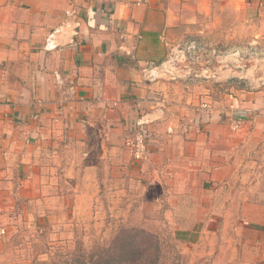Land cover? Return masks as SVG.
Listing matches in <instances>:
<instances>
[{"label": "crops", "instance_id": "1", "mask_svg": "<svg viewBox=\"0 0 264 264\" xmlns=\"http://www.w3.org/2000/svg\"><path fill=\"white\" fill-rule=\"evenodd\" d=\"M240 22L250 30L244 49L264 53V0H0V209L18 203L39 225L63 223L78 218L80 203H94L92 190L133 202L146 219L171 215V226L190 240L199 220L220 218L221 202L237 222L235 246L224 258L227 244L207 246L205 263L234 264L242 246L238 263L264 264V191L262 203L252 201L259 182L234 211L233 196L222 204L216 190L232 187L248 158L264 175V85L227 79L234 66L196 84L142 77L181 44L217 52V44L235 43ZM61 25L59 47L44 51ZM260 63L252 83L264 81ZM207 100L210 117L192 119ZM141 118L150 135L146 158L135 161L124 141ZM111 182L116 199L106 190Z\"/></svg>", "mask_w": 264, "mask_h": 264}, {"label": "rangeland", "instance_id": "2", "mask_svg": "<svg viewBox=\"0 0 264 264\" xmlns=\"http://www.w3.org/2000/svg\"><path fill=\"white\" fill-rule=\"evenodd\" d=\"M136 4H141V2H136ZM247 5L249 4L247 3ZM235 27L236 28L233 27L234 29H232V32L236 34L233 38L236 41L235 43L224 42L217 44V54L224 58L220 61L221 65L217 63L219 67L216 68L221 72L228 70L225 69L223 65L236 66L237 70L235 69L236 71L233 70L231 72L233 76H229L227 79L234 78L235 76L239 78L235 79L239 83L250 82L251 88L263 86L264 84L258 83L260 80L257 83H252L254 79L253 75L255 74L254 70L256 71L259 69V66L261 67V63L259 62L260 59L251 62V64L250 57L233 58L227 55L234 51L241 52L249 50L248 52L250 53V49H244L248 48L246 40L250 39V30L246 29L242 22ZM185 45L181 44L177 49ZM174 49L176 48L174 47ZM175 53H177V51H175ZM183 59L184 58H181V54L179 53L176 61V68H178L179 71L186 67V61H183ZM250 64L252 66L251 70ZM190 67L192 73L186 78H191L193 81L187 80L188 83L196 84L200 79L213 80V78H217V76L212 78L211 71L213 68L207 63L193 62ZM237 67L243 69L242 73ZM207 71L211 75L210 78L207 76ZM235 72H239L238 76ZM252 72H254V74ZM227 73H224L223 76H226ZM223 76H221L220 79L229 83L230 80L224 79ZM208 101L209 100L201 101L194 106L195 112L192 119L202 120L204 119L203 116L210 117L213 107ZM202 104L211 105L212 110L210 114L206 115L203 113L200 107ZM237 121L239 120L237 119ZM238 123L239 122L235 123L234 121V123L231 124V128H239L240 124ZM147 126L148 121L142 126V129L138 126L137 130L135 129V133H145L149 136L150 131ZM242 148L245 149V147ZM236 155L239 157L238 161L243 160L242 149L240 153H236ZM247 163V166H240L237 176L230 181L232 187H220L216 189L220 195V198H218L222 201V204L233 196V203L228 205L231 207V211L236 209V200L238 197L246 196L245 198L250 200V192L253 188L252 182H254L253 179L260 184L257 185V193L260 194L259 197L255 196L252 198V201L255 200L258 203H262L263 198L260 195H262L261 193L264 191V175L255 174L254 168L250 163V158L247 159ZM257 176L260 177L258 178ZM113 184L115 183H109V187H107L106 190L109 192L110 196L113 197L112 199H116L118 190H115ZM124 190L127 192L126 195L131 196L136 188L133 187ZM88 191H90L91 196L94 198V203L88 206L85 203H80V209H82V211L79 213L78 218L63 219V223H58L57 219L56 223L49 222L50 224L39 225L37 224V220H29V213L24 212V210L22 211V206L18 203L10 207L7 205L5 209H0V264H80L84 261H88V263L93 261L98 262L103 258L109 257L112 258L113 264H143L144 262H153V260L154 262L152 264H200V262H202V264H208V262L205 263L207 259H210L207 248L212 247L210 245H215L216 243L219 246L227 244V248H223V258L225 254L229 257L231 256V251L228 247L230 244L231 248L235 246V239L237 237V235H235V223L237 222L236 219L231 218V214L228 216L229 214L227 211L220 207L221 202L219 207L217 205L214 209L220 218L214 222L206 220L205 225H203L204 223L200 220L198 222L196 221L200 224L194 225L191 230L192 237H190L189 240L187 237L183 238L182 235L171 226L173 224V218L169 214L166 215L169 221L146 219L144 217L145 215L138 211L139 208L135 207L136 205L133 202L122 203L121 205L116 200L112 202L111 198L107 201V198L101 197L100 193L98 194L92 190ZM198 209L199 208H196L195 211ZM221 214L228 217L224 218ZM202 225L203 229H201V227L199 228V226ZM215 228H217L216 233H218L216 235L213 234ZM205 229H207V231L204 233ZM208 230H210L212 234H210ZM121 241H126L131 250H135V252L130 254L133 260L130 259V261H125L120 259L117 243L122 244ZM238 249L236 252L232 253L233 259L235 260L234 264L242 263L237 262L238 256L241 258L243 254L242 246ZM248 251L250 250L246 249V253H249ZM113 258H115L116 262ZM248 261H250V259ZM210 262L212 263L213 259ZM226 263L227 262H224L223 264ZM260 263L262 264L263 262Z\"/></svg>", "mask_w": 264, "mask_h": 264}, {"label": "built area", "instance_id": "3", "mask_svg": "<svg viewBox=\"0 0 264 264\" xmlns=\"http://www.w3.org/2000/svg\"><path fill=\"white\" fill-rule=\"evenodd\" d=\"M65 30H66L65 27L63 25H61V26L55 28L51 33H49V35L46 36L45 43L43 45L44 51H53L56 48H58L60 45L59 39L62 36H65ZM175 48L176 49L173 48L169 58L167 59V61L164 64H161L159 66L145 67L142 70V77L145 81L149 82V84H150V83L156 82V81H158L164 77H169L172 80L180 79V78H186L189 75H191V73H192L190 65H192L193 62H200V63L204 62V63H207L208 65H212L213 61H217V63L221 65L220 61L222 58H224L221 55L218 56L217 52H215V51L210 52L207 49L206 45H204L202 43L191 42V43H188L185 46L181 47L180 49H177L178 47H175ZM175 51H177V53H175ZM248 51H241V52L234 51V52H230L227 55H230L233 58H240V57L248 58V57H250V63L256 61L257 59H260L259 62L264 60V53L256 52V51H250V53H249ZM179 53L181 54V58H184L183 61H186V67H185V69H183L181 71H179V69L176 68L177 67L176 61H177V57H178ZM211 60H212V62H211ZM251 64H250V70L252 68ZM223 67L225 69L229 70L233 67V65L228 66L226 64V65H223ZM234 68H236V66H234ZM238 70H241L240 71L241 73L243 71V69H239V68H238ZM217 71H219V70L217 69V70L211 71L212 78L214 76H217ZM207 76H208V78L211 77V75L209 74L208 71H207ZM203 77H204V74H203ZM186 79L190 80V78H186ZM245 80H247V79H245ZM258 83L264 84V81H260ZM200 107L202 108L203 113H205L206 115L211 113V110H212L211 105L202 104V105H200ZM144 124H146V121H143L141 118V120L137 121V123H136V130H137L138 126L140 127V129H142V126ZM236 128L237 127H233V130ZM147 137H148V135L145 133H143V134H139V133L136 134L135 133L124 142V146H125L126 150L128 151V153L131 155V157L135 161H142L146 158V154H147L146 140H147Z\"/></svg>", "mask_w": 264, "mask_h": 264}, {"label": "trees", "instance_id": "4", "mask_svg": "<svg viewBox=\"0 0 264 264\" xmlns=\"http://www.w3.org/2000/svg\"><path fill=\"white\" fill-rule=\"evenodd\" d=\"M121 242H122V244L121 243H117V245L119 247L118 252L120 253V259L125 260V261H127V260L130 261V259L133 260L130 257V254L135 252V250H131L129 244L126 241H121ZM113 259L116 262L115 258H113ZM153 262H154V260H153ZM153 262L152 261L151 262H144L143 264H152ZM80 264H113V262H112V258L109 257V258H103L102 260H100L98 262H94L93 261V262L88 263V261H84L83 263H80ZM135 264H142V263H135Z\"/></svg>", "mask_w": 264, "mask_h": 264}]
</instances>
